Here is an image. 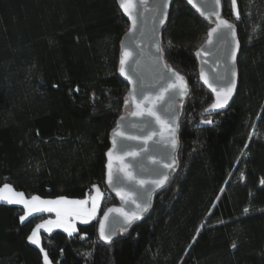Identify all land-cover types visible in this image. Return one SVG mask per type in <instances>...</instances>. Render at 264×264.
Returning a JSON list of instances; mask_svg holds the SVG:
<instances>
[{"label":"trees","instance_id":"1","mask_svg":"<svg viewBox=\"0 0 264 264\" xmlns=\"http://www.w3.org/2000/svg\"><path fill=\"white\" fill-rule=\"evenodd\" d=\"M222 11L241 42L235 98L205 113L213 95L197 50L213 23L173 0L160 37L165 61L188 82L178 165L146 217L105 244L100 215L119 203L105 183L106 152L128 111L119 60L129 21L118 0H0V187L104 192L99 214L72 235L43 232L53 264H264V0H222ZM22 212L0 202V264L44 262L28 239L37 216L21 222Z\"/></svg>","mask_w":264,"mask_h":264},{"label":"water","instance_id":"2","mask_svg":"<svg viewBox=\"0 0 264 264\" xmlns=\"http://www.w3.org/2000/svg\"><path fill=\"white\" fill-rule=\"evenodd\" d=\"M186 1L200 16L209 19L213 23L208 33L212 28L216 27L218 23L216 16H211L209 18L210 12L217 13L221 19L228 20L229 23L235 26L234 35L228 29L221 28L217 33L211 36V43H207L209 39L207 33L205 41L197 50V53H200L197 55L200 82L212 93L213 101L211 104L216 100V92H213L212 89L208 87V84L204 82V79L201 77V72H203L208 82L211 83L217 91H220L221 88L227 84L228 80L225 79L226 76L235 83V90L232 97L224 108L216 109L212 112L205 111L206 114L218 113L229 108L236 96L238 88L239 71L237 67V57L241 48V42L237 27L232 20L223 15L222 0H220L219 4H217L215 0H194V4L197 5V7L190 4L188 0ZM118 2L121 11L129 21V27L121 38L119 60V74L129 86L125 101L128 111L120 115L116 125L112 129L110 147L106 152L105 183L109 191L118 199L119 203L109 205L100 215L98 223V233L101 221L105 223L106 233L111 234L115 231V234L112 235L111 243L119 234L125 231L124 229H128L133 224L140 222L146 217L152 208L154 195L168 185L171 175L178 165L177 153L180 144L179 131L181 110L186 94L175 95L176 89L172 88L171 85L173 82L177 84L180 82L176 79L174 73H179L187 82V78L184 74L175 69L171 63L165 61L163 51L162 53L157 52V46L163 49L160 34L167 25L173 0H169L167 6L162 9V11L167 13L166 17L163 18L153 11L154 5L162 3V0H147L146 4H141L139 0H136L135 8L131 9V16L124 12L121 7V0H118ZM198 8L200 10H198ZM133 17H135L134 28ZM237 41L239 47H237ZM125 51L131 53V55L126 58L124 73H121L120 61ZM161 56L162 59H158V57ZM233 56H235L234 61L232 59ZM164 64H167L172 71H169L168 68H164ZM231 69L235 70L234 76L229 75ZM169 77H171V79H169ZM165 87L169 88L168 92L164 91ZM137 105H140L141 108L138 109ZM168 105H171V109H169ZM210 105L206 108H209ZM142 109H151L155 111L161 117V120L167 121L169 128H164L155 117L147 115V111H145L143 115L134 114ZM171 114L175 115V120L171 118ZM122 117L123 119H121ZM171 128H175V136L177 139L175 147L171 144ZM114 130L121 133V135L115 137L117 141L115 146L112 143L114 139ZM146 136H151V139L148 140L147 143H144V138ZM129 137H136V139H129ZM122 148L126 149L127 152L138 153V155L133 158L127 155L125 151H121ZM109 151L113 152L112 171L114 182L119 184L121 180L123 181V183L120 184V192H131L133 197L137 198V203L142 204L145 194L151 191V203L148 211L141 213V218L133 221L130 226L125 224V218L123 216L115 212L109 213L108 220L104 221V213L109 208H122L125 212L129 213L136 211V206L131 204L130 201L122 199L121 195L118 194V190L114 189L107 182V165L109 163L107 153ZM118 156L123 158L124 164L130 166L126 171H131L133 175L137 177V180L141 178L145 180L157 179L159 178V174L163 173L168 175L167 182L159 188L151 183L143 187L140 186L139 183H130L125 178V173L123 171H117L120 165V161L116 159ZM153 160L157 161V163H153ZM166 164H171L172 166L168 168L164 166ZM100 240L105 244H111L105 242L101 238Z\"/></svg>","mask_w":264,"mask_h":264},{"label":"snow or ice","instance_id":"3","mask_svg":"<svg viewBox=\"0 0 264 264\" xmlns=\"http://www.w3.org/2000/svg\"><path fill=\"white\" fill-rule=\"evenodd\" d=\"M147 0H139V3L141 4H146ZM190 4H193L194 7H197V5L194 4V0H188ZM217 4H219L220 0H215ZM169 3V0H162V3L156 4L153 7V11L156 12L158 15H161V17H166L167 13L162 11L164 7L167 6ZM233 6L236 5V0H232ZM136 6V0H121V7L123 8L124 12L128 14L129 16L132 15L131 9L135 8ZM198 10H200L198 8ZM211 16H216V19L218 23L216 24V27L212 28L211 31L208 33L209 39L207 43H211V36L214 33H217L221 28H226L228 29L233 35L235 34L234 32V24L229 23L228 20L221 19L219 15L215 12H210L209 13V18ZM239 12H236V19H239ZM135 27V17H133V28ZM237 47H239V43L237 41ZM163 49H161L159 46H157V52L162 53ZM200 53L198 52L197 55ZM131 53L125 51L123 54V58L120 61V71L121 73H124V65L126 63V58L129 57ZM158 59H162L161 57H158ZM233 61L235 60V56L232 57ZM164 68H168L169 71H172V69L167 65H163ZM176 79L180 82L179 84L173 82L171 87L176 89L175 95H185L187 94V82L184 80V77L180 76L179 73H174ZM229 75L234 76L235 75V70L231 69L229 72ZM201 77L204 79V82L208 84V87L212 89L213 92H216V100L213 102L209 108H206V112H212L213 110L216 109H221L224 108L227 104L228 101L231 99L232 94L235 90V83L228 79L226 76L225 79L228 80L227 84L221 88L220 91H217L215 87L211 83L208 82V79L206 76H204L203 72H201ZM171 79V77H169ZM78 91V89H77ZM165 92L169 91L168 87L164 88ZM162 98V96H161ZM169 109H171V105H168ZM137 108L140 109L141 106L137 105ZM147 111V115L153 116L156 118L157 121H159L162 126L166 129L169 128V125L167 121L161 120V117L153 110L147 109V110H141L137 113H134L136 115H143L144 112ZM171 118L175 120V115L171 114ZM123 119V117L121 118ZM202 123H208L211 124L213 123L212 120H203ZM171 132V144L173 147L176 146L177 144V139L175 136V128L170 129ZM38 134V133H37ZM117 135H121L118 131L114 130L113 136L114 139L112 141L113 145L115 146L117 141L115 137ZM129 139H136V137H129ZM151 139V136H146L144 138V143H147L148 140ZM121 151H125V153L129 156H132L135 158L138 153L135 152H127L126 149H121ZM108 158H109V163L107 165L108 168V173H107V182L109 185H111L114 189L118 190V194L121 195L122 199H126V201H130L131 204H134L136 206V211H133L131 213L125 212L122 208H109L105 213H104V221L108 220V215L109 213H119L121 216L125 218V224L131 225L133 221L138 220L141 218V213L147 212L148 208L150 207L151 203V191H148L145 194L144 202L137 203V198H134L131 192H120V184L123 183L121 180L120 183H115L113 179V171H112V160H113V152L109 151L107 153ZM117 160L120 161V165L118 166L117 171H123L125 173V178L130 182V183H139L140 186H144L146 184H154L157 188L162 187L168 180V175L167 174H159V178L157 179H152V180H145L143 178L137 180V177L133 175L131 171H126L130 166L127 164L123 163V158L118 156L116 157ZM153 163H157V161L153 160ZM165 167L170 168L172 165L171 164H166L164 165ZM262 184H264V180L261 181ZM96 193L97 195L92 198V207L91 209H86L83 206L87 203V201L83 200H67L65 198H60L55 201H43L40 199L38 196H33L31 200H27L24 198V193L23 192H16L12 186L8 183L3 184L2 187H0V202H7L9 204H21L24 206L25 209H27V212L25 215H22L20 217L21 222H23L27 215H31L33 212H40V211H48L52 212L55 211L58 216V220L55 222L56 226L58 227H63L66 232H68L69 235H72L75 231L76 228L74 225L68 222V219L70 217H78L82 220L83 223H88L90 218H94L96 214V210L98 207V200L101 198L102 194L100 193V189L97 187L96 188ZM44 206V207H42ZM244 212L247 214L248 209H245ZM53 222L52 221H46L45 224H40L37 225L36 229L32 232V234L28 237L29 241L32 244H35L37 246L40 245V239L38 236V232L40 228H46L47 231H51L50 227H47V225H51ZM203 227V225H201ZM126 230V229H124ZM115 234V231H113L111 234L106 233L105 231V223L103 221L100 222L99 225V235L102 240H104L107 243H111V238L112 235ZM233 248H236L237 245L235 243L232 244ZM41 251L44 252V249L41 248ZM44 264H51V261L48 259V254L47 252H44Z\"/></svg>","mask_w":264,"mask_h":264},{"label":"rangeland","instance_id":"4","mask_svg":"<svg viewBox=\"0 0 264 264\" xmlns=\"http://www.w3.org/2000/svg\"><path fill=\"white\" fill-rule=\"evenodd\" d=\"M8 184H10V183H8ZM10 185L12 186V188L16 192H22V191L16 190L13 187L12 184H10ZM96 188L94 189V191L92 192V194H90V195H88V196H86L84 198H76V197L65 196V195H60V196H56V197H43V196H40V195H31V196H29V195H26L24 192L23 193H24V198L27 199V200H31V198L33 196H38L43 201H55V200H58V199H60L62 197L65 198V199H67V200H83V201H87V203L83 207L90 210L91 207H92V198L97 195ZM98 188L100 189V193L102 194V196L98 200V207H97V210H96L95 217L99 214V212L101 210L102 199H103V196H104L103 190L100 187H98ZM5 203H7V202H5ZM14 205H18V206H20L22 208V210H23L22 215H25L26 214L27 209H25L23 205H21V204H14ZM42 207H44V206H42ZM32 216H37V221H36V224H35V227H34L33 231L36 229L37 225L45 224L46 221H52L53 222L51 225H47V227H50L51 228V231L50 232L47 231L46 228H40L39 229V232H38V236H39V239H40V245H39V247L40 248H43L44 249V252H47L46 249L42 246V236H43V232H45V233H51V232H53L55 230H58V229L64 230V228L63 227L56 226V223L55 222L58 220V216H57V213L55 211H52V212H48V211L33 212L31 215H27L26 219H28V218H30ZM94 218H90L89 221L93 220ZM68 222L71 223L72 225H74L75 228H77L78 223H83L80 218L75 217V216L70 217L68 219ZM32 232H31V234H32ZM44 252H43V260H44ZM48 259L51 261V259H50L49 256H48ZM43 264H44V262H43ZM51 264H53L52 261H51Z\"/></svg>","mask_w":264,"mask_h":264}]
</instances>
